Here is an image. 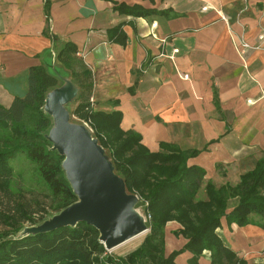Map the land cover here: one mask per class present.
<instances>
[{
    "label": "crops",
    "instance_id": "crops-1",
    "mask_svg": "<svg viewBox=\"0 0 264 264\" xmlns=\"http://www.w3.org/2000/svg\"><path fill=\"white\" fill-rule=\"evenodd\" d=\"M263 24L264 0H0V104L23 95L28 67L45 63L60 81L47 106L75 124L77 87L55 58L74 43L92 72L94 110H119L121 129L150 150L201 148L207 175L200 157L230 148L215 162L228 160L236 183L264 155V46L238 53ZM117 25L124 42L107 32ZM225 232L248 264H264L261 228Z\"/></svg>",
    "mask_w": 264,
    "mask_h": 264
},
{
    "label": "trees",
    "instance_id": "trees-1",
    "mask_svg": "<svg viewBox=\"0 0 264 264\" xmlns=\"http://www.w3.org/2000/svg\"><path fill=\"white\" fill-rule=\"evenodd\" d=\"M107 32L124 42L121 25ZM77 52L74 43L65 42L55 56L77 87L70 113L87 123L125 194L141 201L147 232L125 256L111 254L99 231L82 221L24 232L26 225L40 224L78 201L64 157L48 135L53 122L44 109L47 94L59 86L58 71L33 64L24 94L14 95L7 106L0 104V264H183L182 258L199 264L205 254L210 264H248L226 240L225 230L234 223L264 232V155L235 185L216 186L195 161L202 150L165 142L150 150L138 133L121 129L119 110L93 109L92 72ZM230 199L235 202L228 207ZM168 222L176 223L169 234L183 242L166 252Z\"/></svg>",
    "mask_w": 264,
    "mask_h": 264
},
{
    "label": "water",
    "instance_id": "water-1",
    "mask_svg": "<svg viewBox=\"0 0 264 264\" xmlns=\"http://www.w3.org/2000/svg\"><path fill=\"white\" fill-rule=\"evenodd\" d=\"M46 101V112L57 115L50 138L64 157L66 175L78 197L75 204L56 216L48 226L85 222L99 231L100 242L108 249L146 231L129 210L136 197L125 194L102 147L91 138L85 126L68 123V113L50 110Z\"/></svg>",
    "mask_w": 264,
    "mask_h": 264
},
{
    "label": "rangeland",
    "instance_id": "rangeland-1",
    "mask_svg": "<svg viewBox=\"0 0 264 264\" xmlns=\"http://www.w3.org/2000/svg\"><path fill=\"white\" fill-rule=\"evenodd\" d=\"M73 121H76L75 124L80 123L78 120H73ZM68 123H69V121H68ZM53 124L54 123H52V127H53ZM51 134H52V132L49 131L48 135L52 136ZM182 149H190V148H182ZM192 149H201V148H192ZM211 150L213 151L212 153H210V154L206 153L205 155L200 157L202 160L201 162L204 165H207L208 169H209V173L206 176V179H211L212 182L216 186H219L220 184H222L225 181L230 182L231 185H235L238 182L237 181L236 183H234V181L237 179L236 178L237 170H235L231 167V165L229 164L230 162H227L228 160H226L225 162L217 163V164L215 162L216 160L222 159V157L219 156V154L220 155L221 154L223 155L225 153L229 154L230 148H216V145H213ZM215 152H219V154H217ZM35 186H37V185H35ZM234 202H235L234 199H230L228 201L227 206L228 207L231 206L232 204H234ZM129 210L132 214H135L138 217V219L142 225V228H145L146 231H144L143 233H141L137 237H135V238H133V239H131L125 243L118 245L117 247H115L113 249L107 248V250L111 254H114L116 256H125L128 253H130L131 251H133L136 247H138L141 244V242L143 241V238H144V236L147 232V229H148V226H147L148 215L145 213L143 205H141V201H137L136 199L133 200L132 204L129 207ZM59 214L60 213L50 214L44 222L37 224L35 226L34 225H31V226L26 225L25 229H23V230L25 232V231H28L30 229L42 228V227L48 226L54 220V218L56 216H58ZM168 223L166 224V237H165V240H166L165 250H166V252H168L172 248L180 246V244H182V242H183V238L181 236L175 237L174 235L169 234V229L172 228L173 226H175L176 223L175 222H168ZM204 252H206V251H204ZM205 255H204V257H201L199 259V264H210L209 259ZM184 256L190 257L189 254L188 255L185 254ZM237 256L246 260V258L244 257V254L239 255L237 253ZM181 261L183 264H186L185 258H182Z\"/></svg>",
    "mask_w": 264,
    "mask_h": 264
},
{
    "label": "built area",
    "instance_id": "built-area-1",
    "mask_svg": "<svg viewBox=\"0 0 264 264\" xmlns=\"http://www.w3.org/2000/svg\"><path fill=\"white\" fill-rule=\"evenodd\" d=\"M205 8V7H204ZM238 53L242 57L244 52L247 49L253 48V49H260L264 46V24L260 27L259 32L256 35V43L254 45L249 44L245 40H239L238 42ZM77 56H79V53H76ZM85 127L87 126V123L84 122Z\"/></svg>",
    "mask_w": 264,
    "mask_h": 264
},
{
    "label": "bare ground",
    "instance_id": "bare-ground-1",
    "mask_svg": "<svg viewBox=\"0 0 264 264\" xmlns=\"http://www.w3.org/2000/svg\"><path fill=\"white\" fill-rule=\"evenodd\" d=\"M168 224H169V223H168ZM138 235H140V233L136 234V235L133 236V237H130V238L126 239V240L123 241L122 243H125V242H127V241H129V240H131V239H133V238H135V237H137ZM122 243H121V244H122Z\"/></svg>",
    "mask_w": 264,
    "mask_h": 264
}]
</instances>
